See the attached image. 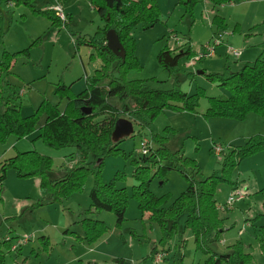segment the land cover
<instances>
[{
  "label": "rangeland",
  "instance_id": "374dc122",
  "mask_svg": "<svg viewBox=\"0 0 264 264\" xmlns=\"http://www.w3.org/2000/svg\"><path fill=\"white\" fill-rule=\"evenodd\" d=\"M256 2L240 0L215 7L202 1L188 15L179 0H156L159 21L149 28L139 24L131 32L135 41L133 54L139 68L126 69L123 80L145 81L158 91L178 88L187 95L202 89L204 97L200 98L196 111L163 110L148 127L131 121L133 134L115 146L117 153L103 159L99 181L106 185L112 183L116 190L124 189L127 198L119 226L112 212L90 208L89 195L96 182L94 173L85 174L79 191L51 203L33 178H21L16 169L7 168L0 185V244L9 239L11 251L2 246L4 264H99L100 261L112 264L114 262L109 261L116 259H123L126 264H153L149 258L153 248L165 255L160 264H205L208 255L195 250L191 233L184 228L185 216L177 219V228L170 237L167 230L163 231L157 223L143 216L145 213L138 209L133 197V188L139 184L134 172L137 166L148 168L140 170L141 176L149 178L150 193L163 197L161 207L167 208L185 190L186 181L178 170L158 172L150 162L143 163L142 139L154 150L159 146L155 145L154 138H162L170 152L194 161L198 169L196 178L200 180L221 171L224 156L230 150L242 146L250 137H264V117L257 114L250 113L241 121L204 116L208 98L228 96L224 88L210 83L204 73H218L225 66L238 71L244 63L259 57L264 60L261 46L264 7ZM50 5L58 4L55 0H33V8L38 11H45ZM59 7L66 17L60 28L28 7H9L0 2V27L4 32L0 58L3 60V53L15 54L6 78L7 95L23 117L33 114L42 102L64 113L67 101L55 94L56 86L64 85L76 95L84 90L85 79L101 67L96 48L85 44L94 38L99 45L100 37L96 32L104 26L90 1L67 0ZM214 16L224 20L223 29L212 24ZM212 37H221L214 55L200 61L181 58L178 85H174L173 77L157 63L158 53L164 47L175 49L184 44L198 53ZM228 49L241 51V57L234 58ZM114 75L121 77L118 71ZM109 103L116 108L120 104L117 98L110 99ZM38 117L37 128L45 121L44 114ZM35 137L36 133L20 140L10 136L0 143V164L19 153L36 152L51 159L50 177L54 179L61 177L64 169L80 158L73 147L51 149ZM214 145L220 147L219 154L213 152ZM89 161L91 157L87 158ZM228 178L241 185L245 196L232 208L217 210L222 232L210 243V249L220 255L227 254L233 244L241 242L244 253L251 255L247 264H264L258 245L260 229L264 227V153L258 152L236 162ZM232 192L229 183H220L214 195L216 207L224 205ZM84 219L102 222L107 232L94 243L80 240ZM25 238L29 240L27 244H23ZM98 246L105 255L92 261L89 253Z\"/></svg>",
  "mask_w": 264,
  "mask_h": 264
},
{
  "label": "trees",
  "instance_id": "16d2710c",
  "mask_svg": "<svg viewBox=\"0 0 264 264\" xmlns=\"http://www.w3.org/2000/svg\"><path fill=\"white\" fill-rule=\"evenodd\" d=\"M55 1L62 6L67 0ZM89 1L104 22V26L96 32L100 37L99 45H96L94 38L85 44L96 48L101 67L95 70L91 77L85 79L84 90L76 95L64 85L56 86L55 94L67 101L64 113L42 102L33 114L21 116L20 109L12 104L7 95L6 78L10 74L11 60L15 54L3 53V60L0 58V143L5 142L10 136L20 140L36 133L35 139H40L49 148L57 150L73 147L80 158L75 160L73 165L66 167L61 177L53 179L50 177L53 163L49 157L41 156L36 152L19 153L0 164V185L5 179V170L14 168L21 178L37 179L40 192L47 194L51 203H54L60 202L63 197L74 191H79L85 174L92 172L96 182L89 195L90 208L95 211L112 212L119 226L123 221L127 203L124 189L116 190L112 183L106 185L98 179L103 159L113 152L117 153L115 146L122 141L114 143L111 140L115 122L127 117L132 122L148 127L163 110L195 112L200 98L204 97V91L197 89L194 94L187 95L178 88L158 91L151 89L145 81L123 80L126 69L139 68L133 54L135 41L131 32L139 24L149 28L159 21L160 12L156 0ZM202 1H207L216 7L240 0H179V4L185 8L188 15H191L193 8ZM0 2L7 6L23 5L32 12L45 16L53 26L60 28L63 25L55 11L51 9V5L45 11H38L33 8V0H0ZM212 24L217 29L224 28V20L218 16L213 17ZM261 25L264 27V20ZM109 30L116 33L123 47V58L114 55L106 46L105 35ZM3 36L4 32L0 27V50ZM261 46L264 51V41ZM195 56L196 53L188 44L175 49L164 47L157 55V63L173 77L174 85H178L180 59L185 57L191 60ZM116 71L121 77H115ZM204 74L210 83L224 88L228 93L226 98H208L209 106L204 114L206 118L220 117L241 121L250 113L264 117L262 58L242 64L238 71H232L229 66H225L221 72ZM114 98L120 102L117 108L109 103V100ZM83 109L90 110V113H84ZM40 114L45 115V121L37 128ZM154 142L155 145H159L158 148L151 149L148 156H142L141 161L150 162L158 172L178 170L187 185L169 207L162 208L163 197H154L148 189L149 178L141 176L140 170L148 168L137 166L134 178L139 184L133 188V197L138 209L149 214L150 222L157 223L163 231L167 230L169 237L177 228V219L185 216L184 228L191 233L195 250L208 255L205 264H247L251 255L244 253V245L241 242L233 244L227 254L220 255L210 249V243L214 242L222 232L214 195L220 183H229L233 190L239 188L238 183L230 182L229 171L236 162L245 157L258 152L264 153V137H250L242 146L230 150L224 156L223 169L200 180L196 178L198 169L193 160L182 159L181 156L178 157L170 152L164 147L162 138H154ZM88 157H91L89 162H87ZM37 205L40 203L37 202ZM81 226L82 236L78 238L89 243L96 242L107 232L105 225L99 221L84 219ZM260 233L258 245L264 256V227L260 229ZM2 246L6 251H11L10 240L7 239L2 245L0 244V264H4L5 260ZM157 253L160 252L157 248H153L149 258L153 260ZM114 262L123 264L122 259H116Z\"/></svg>",
  "mask_w": 264,
  "mask_h": 264
},
{
  "label": "built area",
  "instance_id": "2783aa9c",
  "mask_svg": "<svg viewBox=\"0 0 264 264\" xmlns=\"http://www.w3.org/2000/svg\"><path fill=\"white\" fill-rule=\"evenodd\" d=\"M51 9L53 11H55L57 17L64 22L66 17L61 9V7H59V5H56L54 7H51ZM220 38H213L211 41L207 42L203 47L202 50L198 53H196V56L193 58L194 60H201L203 58L206 57H210L214 55V49L215 46H217L220 43ZM229 53L234 57V58H238L240 56V52L234 49H228ZM191 59V60H193ZM150 143L147 142L145 139H142L140 142V154L143 157H146L149 155L150 153ZM213 152L215 154H219L221 152L220 147H216L215 145L213 146ZM244 194L242 193L241 188H236L233 190L232 194L228 197V199L225 201L224 205L218 206L217 209L221 210V211H225L228 210L230 208L233 207V205L237 202H240L244 199ZM29 240L28 238H25L23 240V244L27 243ZM13 250V247H12ZM164 254L163 253H157L155 255V257L153 258L152 262L153 264H160L161 260L163 259Z\"/></svg>",
  "mask_w": 264,
  "mask_h": 264
},
{
  "label": "water",
  "instance_id": "95a60500",
  "mask_svg": "<svg viewBox=\"0 0 264 264\" xmlns=\"http://www.w3.org/2000/svg\"><path fill=\"white\" fill-rule=\"evenodd\" d=\"M106 46L117 57L123 58L124 51L121 46L116 33L113 30L107 31L105 35ZM199 74H202L199 72ZM84 113L89 114L90 110H82ZM133 134V124L131 121L120 118L115 122L114 129L111 134V140L117 143Z\"/></svg>",
  "mask_w": 264,
  "mask_h": 264
},
{
  "label": "crops",
  "instance_id": "0c3cea01",
  "mask_svg": "<svg viewBox=\"0 0 264 264\" xmlns=\"http://www.w3.org/2000/svg\"><path fill=\"white\" fill-rule=\"evenodd\" d=\"M252 1H257L256 3L257 4H260V6H262V7H264V0H252ZM258 1H260V2H258ZM9 7H12V6H9ZM261 13H263V16H261V17H264V12H261ZM264 19V18H263ZM214 37H212V39H213ZM211 39V40H212ZM210 40V41H211ZM221 44V41H220V43L218 44V45H220ZM205 45V44H204ZM217 45V46H218ZM191 49V48H190ZM229 52V51H228ZM196 53V52H195ZM239 57H241V51H240V56ZM192 61V60H191ZM34 181H35V184L37 185V187H38V180L37 179H34ZM239 188H241V185H239ZM2 200V199H1ZM145 213V212H144ZM143 216H145V217H147L148 218V216H149V214L148 213H145V214H143ZM25 244H27V243H25ZM100 248V246H98V247H96L94 250H92V251H90V253L89 254H91L92 255V257H93V260L92 261H97L98 259L100 260L101 259V257H103L105 254H103L101 251H99L98 249ZM165 256V255H164ZM165 257H163V259H164ZM162 259V260H163ZM151 260V259H150ZM104 261V260H103ZM122 261H123V264H126L125 263V261L122 259ZM109 262H114V260H110ZM99 264H101V263H104V264H107V262H102V261H100V262H98ZM161 263V262H160ZM111 264V263H110ZM112 264H117L116 262H114V263H112Z\"/></svg>",
  "mask_w": 264,
  "mask_h": 264
},
{
  "label": "bare ground",
  "instance_id": "6f19581e",
  "mask_svg": "<svg viewBox=\"0 0 264 264\" xmlns=\"http://www.w3.org/2000/svg\"><path fill=\"white\" fill-rule=\"evenodd\" d=\"M55 13V12H54ZM57 16V15H56Z\"/></svg>",
  "mask_w": 264,
  "mask_h": 264
}]
</instances>
